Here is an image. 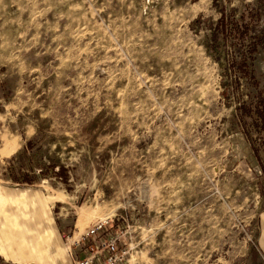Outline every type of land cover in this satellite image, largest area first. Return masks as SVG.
I'll use <instances>...</instances> for the list:
<instances>
[{
  "label": "rangeland",
  "instance_id": "obj_1",
  "mask_svg": "<svg viewBox=\"0 0 264 264\" xmlns=\"http://www.w3.org/2000/svg\"><path fill=\"white\" fill-rule=\"evenodd\" d=\"M163 6L0 0V264H264V0Z\"/></svg>",
  "mask_w": 264,
  "mask_h": 264
},
{
  "label": "built area",
  "instance_id": "obj_2",
  "mask_svg": "<svg viewBox=\"0 0 264 264\" xmlns=\"http://www.w3.org/2000/svg\"><path fill=\"white\" fill-rule=\"evenodd\" d=\"M105 233V225L96 222L76 241L77 245H86V253L83 259L76 260L74 264H129L128 250L120 247L124 243L123 236L115 233H108L106 237L99 239L100 233Z\"/></svg>",
  "mask_w": 264,
  "mask_h": 264
},
{
  "label": "crops",
  "instance_id": "obj_3",
  "mask_svg": "<svg viewBox=\"0 0 264 264\" xmlns=\"http://www.w3.org/2000/svg\"><path fill=\"white\" fill-rule=\"evenodd\" d=\"M162 7L163 14L162 15H170L174 14L177 9H188L190 8V1H183L184 6L181 7L180 0H159ZM178 2V3H177ZM177 3V4H176ZM192 10H195V6L192 7ZM58 222V223H57ZM74 228V226H73ZM61 228L60 222L53 220V228L51 229V236L53 241V246L45 248L44 252L41 253V259L37 262L27 263V264H73L76 260L85 256L86 248H83L82 245L73 250V254L70 255L68 252L61 246L60 242V234L63 231ZM69 233L72 228H65ZM63 233V232H62ZM108 233H100L99 239L95 242L97 244L100 240L106 237Z\"/></svg>",
  "mask_w": 264,
  "mask_h": 264
},
{
  "label": "trees",
  "instance_id": "obj_4",
  "mask_svg": "<svg viewBox=\"0 0 264 264\" xmlns=\"http://www.w3.org/2000/svg\"><path fill=\"white\" fill-rule=\"evenodd\" d=\"M225 27H226V26H225ZM235 31H237V32L239 33V30H238L237 27H235ZM246 32H247V30L241 32V35H242V36H240L239 34H237L238 38H239V39L242 38V37L244 38ZM239 56H242V55L239 54ZM245 61H246V58H245L244 56H242L240 59H236V60L233 62V64H234V66H235L237 69H239V70H243L244 67H246V65H245V64H246ZM243 72H245V71H243ZM245 74H247V72H245ZM30 182H31V180H30L28 177L25 176V183H30Z\"/></svg>",
  "mask_w": 264,
  "mask_h": 264
}]
</instances>
